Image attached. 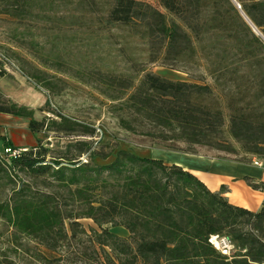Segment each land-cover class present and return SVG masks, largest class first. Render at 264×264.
Instances as JSON below:
<instances>
[{
    "label": "trees",
    "instance_id": "16d2710c",
    "mask_svg": "<svg viewBox=\"0 0 264 264\" xmlns=\"http://www.w3.org/2000/svg\"><path fill=\"white\" fill-rule=\"evenodd\" d=\"M157 1L162 10L147 0H0V14L61 30L91 27V15L101 13L105 23L147 45L145 60L151 63L185 65L200 50L219 92L209 84L154 73H145L133 86L137 71L95 69L91 77L96 89L114 102L118 125L163 149L196 153L194 148L202 147L264 157V0H235L240 9L233 0ZM206 37L210 39L204 42ZM67 38L53 35V41ZM52 63L62 64L57 58ZM29 77L50 86L38 74ZM0 113L29 118L32 130L44 127V121L32 119V110L1 92ZM58 116L59 127L74 131L78 125L89 136L95 132ZM5 145L21 150L14 156L0 151L3 172L50 174L69 189L63 201L53 194L25 195L23 188L0 200V219L45 251L58 253L53 258L57 262L69 243L83 235L88 248L81 254L91 264H264V202L257 211L234 205L225 196L226 186L213 191L178 164L124 148L100 154L83 142L79 153L89 151L90 162L69 159V165H62L55 160L51 165L32 148ZM94 157L104 162H93ZM82 218L91 219L96 228L81 227ZM115 227L128 235L119 236L111 230ZM212 236L227 237L234 254H222L209 241ZM33 256L40 264H53L42 251L34 250Z\"/></svg>",
    "mask_w": 264,
    "mask_h": 264
},
{
    "label": "rangeland",
    "instance_id": "374dc122",
    "mask_svg": "<svg viewBox=\"0 0 264 264\" xmlns=\"http://www.w3.org/2000/svg\"><path fill=\"white\" fill-rule=\"evenodd\" d=\"M147 1L162 10L157 0ZM91 17V27L59 30L45 26L42 22L29 24L0 14V73H4V78L0 80V87H4V92L1 89L0 92L9 101L32 110V119L44 121L42 129L32 130L29 127V118L0 114V148L5 142L17 147L32 148L40 154L44 162L51 165L55 160H59L62 165H69V159L90 162L89 151L79 153L84 148L81 145L83 142L89 143L90 151L100 154L119 147L141 156H150L152 148L161 149L148 137L126 131L118 125L116 112L112 108L114 102L96 89L97 82L91 77V71L95 69L113 74H133L137 71L138 77L133 81V86L145 73H154L172 80L209 84L217 92L220 91L210 74V63L200 50L193 62L185 65L147 62V45L141 40L135 36H127L125 30L105 23L101 13H95ZM54 34L60 37L67 35V41H53ZM73 38L75 40L71 41ZM209 39L206 37L204 42ZM54 58L59 59L62 64L52 63ZM242 70L247 71L245 68ZM31 73L49 80L50 86L46 88L44 83H36L29 77ZM58 114L79 125L92 126L95 129L94 134H82L78 125L73 127L74 131L59 127L57 124L62 121ZM230 141L239 147L236 142ZM182 146L187 148L185 144ZM198 148L202 149L195 147L196 153ZM218 153L229 159L252 162V156L241 152ZM112 155L104 161L110 160ZM104 161L93 158V162ZM9 176L0 169L2 201L8 200L19 188H23L25 195L53 194L62 201L68 194L69 189L59 186L58 181L50 174L33 177L24 171H17ZM99 193L96 189L95 194ZM78 222L87 230L89 227L96 228L91 219L82 218ZM111 230L122 237L128 235L121 227ZM81 237L80 241L72 240L61 252L65 256L58 263L53 260L59 256L58 253L45 251L27 236L14 232L13 228L0 219V262L40 264L33 256L34 250H39L49 260H53V264H91L90 259L81 254L88 248L86 238L83 235ZM222 238L225 240L221 242ZM216 244L219 247L226 246L228 257L235 252L234 245L225 236L219 237ZM215 248L218 249L216 246Z\"/></svg>",
    "mask_w": 264,
    "mask_h": 264
},
{
    "label": "crops",
    "instance_id": "0c3cea01",
    "mask_svg": "<svg viewBox=\"0 0 264 264\" xmlns=\"http://www.w3.org/2000/svg\"><path fill=\"white\" fill-rule=\"evenodd\" d=\"M0 75L2 80L4 73ZM0 89L4 92V87ZM7 146L2 145L0 151ZM10 146L17 147L11 144ZM200 149L198 148L197 153H186L152 148L149 155L168 164H178L193 172L213 191L224 185L225 196L232 204L251 211L259 210L264 202V157L252 156V160L262 163L261 166H257L250 161L222 157L215 150Z\"/></svg>",
    "mask_w": 264,
    "mask_h": 264
},
{
    "label": "built area",
    "instance_id": "2783aa9c",
    "mask_svg": "<svg viewBox=\"0 0 264 264\" xmlns=\"http://www.w3.org/2000/svg\"><path fill=\"white\" fill-rule=\"evenodd\" d=\"M20 150H21V148H18V149H12V150H11L10 148H4V149H3V151L8 152L10 156H14V155L18 154ZM252 163H253L254 165H257V166H261V165H262V163L259 162V161H257V160H252ZM212 238L219 239V236H212V237L210 238V240H209L213 245H215V244L212 242ZM223 239H224V238H222L221 240H223ZM224 240H225V239H224ZM227 242H228V241H227ZM215 246H216V245H215ZM216 247L219 249V251H220L222 254H224V255H227V254H228L227 249H225L226 246L219 247V245H218V246H216Z\"/></svg>",
    "mask_w": 264,
    "mask_h": 264
},
{
    "label": "water",
    "instance_id": "95a60500",
    "mask_svg": "<svg viewBox=\"0 0 264 264\" xmlns=\"http://www.w3.org/2000/svg\"><path fill=\"white\" fill-rule=\"evenodd\" d=\"M234 4L236 5V7L238 9H240V6L236 3L235 0H233ZM241 15L244 17V19L246 20V22L249 24V26L252 28L253 32L256 35H260L259 31L256 29V27L248 20V18L246 17V15L240 10Z\"/></svg>",
    "mask_w": 264,
    "mask_h": 264
},
{
    "label": "bare ground",
    "instance_id": "6f19581e",
    "mask_svg": "<svg viewBox=\"0 0 264 264\" xmlns=\"http://www.w3.org/2000/svg\"><path fill=\"white\" fill-rule=\"evenodd\" d=\"M216 241H217V239L215 240V243H216ZM223 240H221V242H222Z\"/></svg>",
    "mask_w": 264,
    "mask_h": 264
}]
</instances>
